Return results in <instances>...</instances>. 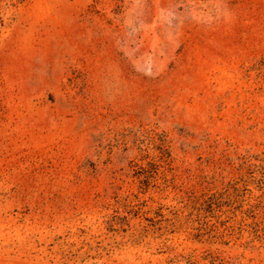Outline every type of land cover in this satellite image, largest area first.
<instances>
[{
    "label": "rangeland",
    "instance_id": "1",
    "mask_svg": "<svg viewBox=\"0 0 264 264\" xmlns=\"http://www.w3.org/2000/svg\"><path fill=\"white\" fill-rule=\"evenodd\" d=\"M263 154L264 0H0V264H264Z\"/></svg>",
    "mask_w": 264,
    "mask_h": 264
},
{
    "label": "trees",
    "instance_id": "2",
    "mask_svg": "<svg viewBox=\"0 0 264 264\" xmlns=\"http://www.w3.org/2000/svg\"><path fill=\"white\" fill-rule=\"evenodd\" d=\"M163 152H165V149H163L162 150ZM264 155V154H263ZM259 161H260V165L258 166L259 168H260V170H261V173H262V179H260V181H261V183H264L263 182V177H264V156L263 157H261L260 159H259ZM264 221H261V222H259V223H256L255 224V229H254V235L256 236V237H258V238H260L261 239V237L262 236H264V223H263Z\"/></svg>",
    "mask_w": 264,
    "mask_h": 264
}]
</instances>
